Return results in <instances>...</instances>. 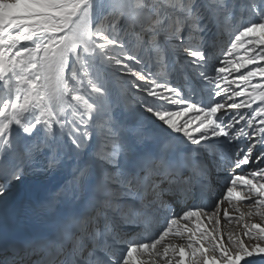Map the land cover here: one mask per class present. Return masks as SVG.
<instances>
[{"label":"snow or ice","instance_id":"6c2138e0","mask_svg":"<svg viewBox=\"0 0 264 264\" xmlns=\"http://www.w3.org/2000/svg\"><path fill=\"white\" fill-rule=\"evenodd\" d=\"M225 34L245 55L213 66ZM257 100L264 0H0V197L26 189L0 202V264H264V224L217 237L225 202L264 221Z\"/></svg>","mask_w":264,"mask_h":264},{"label":"bare ground","instance_id":"6f19581e","mask_svg":"<svg viewBox=\"0 0 264 264\" xmlns=\"http://www.w3.org/2000/svg\"><path fill=\"white\" fill-rule=\"evenodd\" d=\"M109 80L112 82V79L111 78H109ZM114 96H116V98H120L118 95H117V92L115 91L114 92ZM121 100H122V102H123V99L121 98ZM194 113H190L187 117H183L182 118V120H191L193 117H192V115H193ZM148 114L147 113H144V116H147ZM195 125H193V127H194ZM16 190H22V191H25L26 192V189H25V187L24 186H17V187H13V188H11L10 190H9V192L8 193H6V195L4 196V197H0V202H3V201H5L6 199H9L11 196H12V192L13 191H16ZM224 207L225 208H228L229 207V205H228V203L227 202H225L224 203ZM242 212H244V211H242ZM248 211H245L244 213H247ZM240 215V214H239ZM252 217H254V216H252ZM247 218H249V217H245V219H247ZM258 217H255V221H256V219H257ZM245 219L243 220V221H239L238 222V224L235 226V227H229V226H227L226 224H225V221L222 219V218H220V220H221V224H220V231L217 233V237H218V239H219V237L221 236V234L223 235V240L225 241V244H227V240H228V234L231 232V233H233L234 235H239V234H241L242 232H243V227H242V225L246 222L245 221ZM252 222V221H251ZM260 222V221H259ZM258 222V223H259ZM183 223H185V222H181V224H183ZM248 224H250V223H248ZM174 228L176 227V226H173ZM189 227H191V225H189ZM208 227L209 228H212V227H214V225H212V224H209L208 225ZM181 231H183V227L181 226ZM186 235L187 234H185V236H184V238L182 239V238H178V239H174L173 237L174 236H172V237H169V242H171V243H174V244H176V245H186ZM246 239V238H245ZM145 259L147 260L148 258L147 257H145ZM177 259H179V257H177ZM258 259V258H257ZM159 264H164V261H159ZM174 264H175V262H174Z\"/></svg>","mask_w":264,"mask_h":264},{"label":"rangeland","instance_id":"374dc122","mask_svg":"<svg viewBox=\"0 0 264 264\" xmlns=\"http://www.w3.org/2000/svg\"><path fill=\"white\" fill-rule=\"evenodd\" d=\"M248 47H251V45H247ZM242 48H240L239 50H241ZM111 76L113 77V79H114V81H115V83H117L118 85H119V88H120V90L122 91V89H123V87H125V85H123L122 83H121V81L117 78V76L116 75H113V74H111ZM109 93H110V95L114 98V96H113V94H112V92H111V90H110V87H109ZM120 94H121V92H120ZM115 99V98H114ZM132 102H134V98L133 97H129L128 98V103H132ZM169 107H171V108H173V110H177V111H179V107H178V105L177 106H169ZM255 217H257V216H254V217H251L250 219H245V223H258L259 221V223L260 224H264V221H262L259 217L256 219V221H255ZM240 220L239 219H237L236 220V222L235 223H233V225L232 226H236L237 224H238V222H239ZM252 221V222H251ZM247 242V241H246Z\"/></svg>","mask_w":264,"mask_h":264}]
</instances>
